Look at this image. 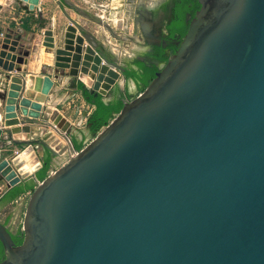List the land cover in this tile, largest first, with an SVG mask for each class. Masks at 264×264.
<instances>
[{
	"label": "water",
	"instance_id": "obj_1",
	"mask_svg": "<svg viewBox=\"0 0 264 264\" xmlns=\"http://www.w3.org/2000/svg\"><path fill=\"white\" fill-rule=\"evenodd\" d=\"M195 1L175 52L79 151L72 137L89 117L72 124L50 98L63 78L110 98L124 84L120 55L64 9L68 24L34 43L0 27V183L35 184L20 245L0 223V264H264V0ZM70 10L115 37L111 19ZM41 52L50 64L28 74ZM55 136L67 144L55 148ZM71 149L38 183L36 152L51 164ZM22 155L37 161L33 172Z\"/></svg>",
	"mask_w": 264,
	"mask_h": 264
},
{
	"label": "crops",
	"instance_id": "obj_2",
	"mask_svg": "<svg viewBox=\"0 0 264 264\" xmlns=\"http://www.w3.org/2000/svg\"><path fill=\"white\" fill-rule=\"evenodd\" d=\"M63 9H64V6L62 5V3H61V8H60L54 0H38V5L37 7L34 8L33 11L25 12L24 10L19 8L16 4H14L13 0H0V27L1 28H12V29L21 27L23 29V34L26 37L30 35L34 37L33 39V43H34V42L42 40L43 31L48 30L49 28H54L53 35H56V33H58L61 28L66 26L67 23L62 14ZM89 12L91 14H94L93 12H91V10H89ZM120 13L122 12L120 11ZM69 17L75 20V18L72 17V15H70ZM123 17H124V24L125 23L127 24V29H125L126 27L124 24L122 28H120L119 26L118 28L113 26V28L116 31V35H115L116 38L115 37L113 38V36H111L110 38L106 37V32H104V30L102 31L101 28L99 29L102 31L101 36H100L102 39L99 37L98 38L94 37L96 39V44L97 43L101 44V46L103 47V50L107 54L112 53V54L120 55V61H123L126 58L127 51L131 50L130 47L135 46V42H133L131 38H134L135 40L139 39L137 35L131 33V28L128 29V26L130 27L131 25L129 22H127L128 19L125 13H123ZM110 40L113 41L114 44H111ZM37 56H39L38 61L30 63L28 60V65L30 69L28 71V74L39 76L41 68L43 66H48L51 62L49 60L47 61L46 58H44L43 52H41L40 54H37ZM132 88H133V84L129 82L128 87H127V92L133 93ZM122 89L123 90L125 89V85L122 86ZM123 90L118 92V94L120 95L121 92H123ZM55 91L56 93L54 96H51L50 102L55 105H60L58 107L59 113L70 123L76 124L81 120L83 113L86 112L85 108L82 106L84 104L89 106L90 108L89 114L86 115L87 118L93 112L94 106H92L90 103L86 101L84 95H82L80 91L78 90L74 91V86H73L72 81H66V78H63L61 84L56 85ZM102 100L109 101L108 98H102ZM77 108H78V111H77ZM30 109L32 110V108ZM51 110L53 109L51 108ZM82 125L85 126V124L83 123ZM82 125H80V127H82ZM84 132H86V130H84L83 132L74 133L76 134L75 137L78 142L81 141V136H84ZM58 138L59 140H62L63 142L62 143L59 142V145H54L55 148H61V146L64 144V141H65L63 138H60V137ZM73 152H74L73 149H71L67 151V153H65L64 155L59 156L58 158L52 159L50 167L54 165L56 160H59L62 158L69 159L73 155ZM37 157L41 165L42 160L40 158L42 157V153L38 151ZM39 169L36 172H34L35 177ZM52 171L54 170L51 168L47 172V176ZM39 182L40 181H38V183ZM10 191L11 189L9 191H6L3 184L0 183V203H1L0 209L2 208L1 205H8V204L13 205L14 204V200L13 201H3V197ZM4 222L5 220H3V223ZM5 226L6 228H8L7 223H5Z\"/></svg>",
	"mask_w": 264,
	"mask_h": 264
},
{
	"label": "flooded vegetation",
	"instance_id": "obj_3",
	"mask_svg": "<svg viewBox=\"0 0 264 264\" xmlns=\"http://www.w3.org/2000/svg\"><path fill=\"white\" fill-rule=\"evenodd\" d=\"M148 1L150 0H124V5L120 9L129 18L131 26H128V29L131 28V33L139 37L137 40L131 39L140 49L131 51L132 55L120 62L125 68L123 74L125 89H122L123 92L120 95L118 94L120 91L115 90L111 97L108 98L109 101H106L107 103L112 100L115 92L125 102L128 96L131 97L134 92L138 91L135 81V85L133 84L132 88L133 93L127 92L128 83H131L133 79L127 78L126 73L128 71L141 73L144 66L157 69L158 66L163 64L165 61L161 58L164 57L167 60L175 52L187 30L189 21L199 9L195 0H153V5L146 6ZM124 25L127 29V24L125 23ZM141 26H143L146 38L143 36ZM182 30H185L183 35L181 34ZM98 45L106 53L101 44ZM41 162L42 165L43 161ZM0 223L5 226V222L0 221ZM11 235L14 246L20 245L22 241L20 230H17L14 234L11 233ZM2 257L3 251L0 255V260Z\"/></svg>",
	"mask_w": 264,
	"mask_h": 264
},
{
	"label": "rangeland",
	"instance_id": "obj_4",
	"mask_svg": "<svg viewBox=\"0 0 264 264\" xmlns=\"http://www.w3.org/2000/svg\"><path fill=\"white\" fill-rule=\"evenodd\" d=\"M66 1L69 2V4H70V6H68L67 4H63L62 3V5L64 6V10H65L66 14L68 16L72 15V17L75 18V20L80 24V26L88 34H90L93 38L94 37L101 38L100 37L101 36V32L103 31V29L101 28L102 26H99L98 24L92 22L88 17H85L81 12H73V11H71L70 9H71L72 6H74V7L77 6V8H81V10H88V12H89V10H91V12H93L94 14H96V13L100 14V16H102L105 21L107 19L108 20L111 19V24L113 26H115L117 24L119 19H121V14H123V12L120 13V11H117V9H120L122 6L121 5H117V3H116L117 1L116 0H86L87 2H91V3L96 4V5H102L103 8H99V10L101 9L100 11H98L96 9L95 10L94 9H87L88 4L84 3L82 0H66ZM152 1L153 0L148 1L146 6H149L150 4H152ZM121 2H122V5H124V3H123L124 0H121ZM14 4H16V3L14 2ZM118 4H121V3H118ZM112 12H114V16H113ZM110 15H111V18H110ZM127 19H128V22H129V18L128 17H127ZM72 20H74V19H72ZM66 23L68 24L67 21H66ZM63 28H61V29H63ZM99 28H101L102 31ZM106 37L110 38V36L107 33H106ZM110 43L114 44V42L111 41V40H110ZM130 48H131V50L127 51L126 57H128V56L130 57L132 55L131 51L140 49L136 45L134 47L131 46ZM137 94H138V92H134L133 93L134 96H136ZM82 106L85 108V110L87 109V107H89V106H87L85 104L82 105ZM77 111H78V108H77ZM81 128L84 129L85 128L84 125H82ZM82 132H83V130H82ZM75 136H76V134H74V136H73L74 138H73L72 142H74L76 140ZM91 137L92 136L87 135V132H84L85 142L82 143V147L85 146L86 143H88V141L90 140ZM15 150H18V149L17 148H13L12 155H13ZM39 152H40V150H39ZM36 156H37V152H36ZM67 160H68V158L67 159L66 158H62V159L56 160L54 165L52 167H50L49 170L51 168L53 170H56V169L60 168L61 166H63L67 162ZM27 201L28 200L20 201L19 198H17L16 201H14L13 205H11V204L10 205L9 204L8 205H1L2 208L0 209V221L5 220V223H7L8 229L13 234L17 230H21V228H22L23 215H24V212H25V207H26Z\"/></svg>",
	"mask_w": 264,
	"mask_h": 264
},
{
	"label": "trees",
	"instance_id": "obj_5",
	"mask_svg": "<svg viewBox=\"0 0 264 264\" xmlns=\"http://www.w3.org/2000/svg\"><path fill=\"white\" fill-rule=\"evenodd\" d=\"M197 8V7H196ZM185 30H182L181 34L183 35ZM163 61H166V58H161ZM158 70L155 67H142V72L138 73L135 71H128L126 74L127 78L133 79L136 81L138 86V93L141 92L154 78ZM84 97L88 103L94 106L93 112L89 115L87 123L90 125L87 128V135L94 136L100 129L106 126L109 121L113 118L114 115L118 114L123 106V99L117 95V92L112 97L109 103L105 104L100 96L93 98L88 96L87 93L84 94ZM72 137V141H73ZM83 141L78 142L75 140L73 142L74 149L79 151L82 148ZM50 168V159L48 157L44 158L42 168L36 173V179L42 181L46 178L47 172ZM35 187V184L32 180L23 183L15 188H12L4 197L3 201H15L18 197L23 195L26 192L32 191ZM0 246V255L2 253Z\"/></svg>",
	"mask_w": 264,
	"mask_h": 264
},
{
	"label": "bare ground",
	"instance_id": "obj_6",
	"mask_svg": "<svg viewBox=\"0 0 264 264\" xmlns=\"http://www.w3.org/2000/svg\"><path fill=\"white\" fill-rule=\"evenodd\" d=\"M30 1V0H29ZM117 1V2H116ZM115 2L117 3V5H121L122 6V2H121V0H116ZM118 3H121V4H118ZM133 4V3H132ZM153 5V4H152ZM140 6V5H139ZM121 9V8H120ZM120 9H117V11H120ZM113 13V16H114V12H112ZM111 13V14H112ZM110 18H111V15H110ZM123 24H124V17H123V14H121V19H119V21L117 22V24L114 26V27H116V28H118V26L120 27V28H122V26H123ZM110 36V35H109ZM111 37V36H110ZM136 48V47H135ZM138 49V48H137ZM132 53V52H131ZM127 58V57H126ZM30 107V106H29ZM29 107H26V106H21V108L23 109V110H25L27 113H29V112H31L32 110L29 108ZM32 112H34V111H32ZM56 137V136H55ZM56 139H57V141L58 142H63L62 140H59V138L58 137H56ZM67 143H66V141H64V145H66ZM20 157H22V160H26V162H25V164H24V166L22 167V170H23V172H33L34 170H35V168H36V166H37V161L35 160V158L34 157H32V155H30V156H28V157H23V155L22 156H20Z\"/></svg>",
	"mask_w": 264,
	"mask_h": 264
},
{
	"label": "built area",
	"instance_id": "obj_7",
	"mask_svg": "<svg viewBox=\"0 0 264 264\" xmlns=\"http://www.w3.org/2000/svg\"><path fill=\"white\" fill-rule=\"evenodd\" d=\"M84 3H86V4H88V9H96V10H98V11H100L99 10V8H102L103 6L102 5H96V4H93V3H91V2H87L86 0H82ZM103 12V11H102ZM97 14V13H96ZM99 17H101L100 16V14H99ZM87 113H86V115L87 114H89V111H90V108L89 107H87V109L85 110ZM83 124H85V119L83 120V122H82ZM75 154V152H73V155ZM19 155V150H15L14 151V157H16V156H18ZM72 155V156H73ZM30 195H31V191H29V192H26V193H24L20 198H19V200L20 201H26V200H28L29 199V197H30Z\"/></svg>",
	"mask_w": 264,
	"mask_h": 264
}]
</instances>
